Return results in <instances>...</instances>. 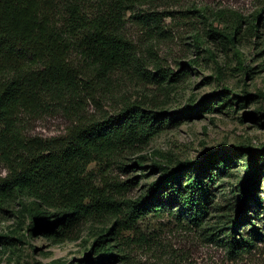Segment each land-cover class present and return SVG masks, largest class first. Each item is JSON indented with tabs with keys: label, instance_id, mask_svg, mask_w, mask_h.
Instances as JSON below:
<instances>
[{
	"label": "rangeland",
	"instance_id": "374dc122",
	"mask_svg": "<svg viewBox=\"0 0 264 264\" xmlns=\"http://www.w3.org/2000/svg\"><path fill=\"white\" fill-rule=\"evenodd\" d=\"M85 1L89 10L97 8L96 0ZM262 8L264 0L138 5L119 27L129 43L128 63L98 74L84 69L88 61L80 57L83 49L76 48L71 60L84 69L77 87L48 94L43 107L21 116L20 130L26 138L49 139L66 135L78 122L102 121L127 108L163 113L164 125L122 160L128 165L137 162L138 169L123 173L115 164L108 169L96 163L87 166L85 183L117 201L135 200L182 164L210 158L222 168L224 154L233 153L232 164L216 178L220 220L207 219L199 228L172 209L161 217L148 216L138 222L135 237L131 231L120 233V258L109 264H264V244L248 254L230 256L217 232L243 204L241 189L250 157L256 160L257 194L263 203L254 217L264 224V12L256 15ZM153 12L170 14L163 15L153 30L137 22L135 14ZM206 100L210 101L201 114L180 116L185 109L202 110ZM6 172L0 163V177ZM127 181V191L111 184ZM30 201L14 199L0 206V264H107L98 262L103 253L98 240L111 225L109 216L85 218L60 235L48 234L26 212ZM246 205L253 210V202Z\"/></svg>",
	"mask_w": 264,
	"mask_h": 264
},
{
	"label": "trees",
	"instance_id": "16d2710c",
	"mask_svg": "<svg viewBox=\"0 0 264 264\" xmlns=\"http://www.w3.org/2000/svg\"><path fill=\"white\" fill-rule=\"evenodd\" d=\"M159 1L177 4L180 0H96L95 10H89L85 0H0V163L7 170L0 177V206L14 199L20 203L31 199L26 212L43 231L55 235L82 219L109 216L111 225L98 240L99 249H103L98 262L107 264L120 258V233L131 231L135 237L138 222L148 216L161 217L172 209L199 228L210 218L220 220L215 206L216 178L232 164L233 153L224 154L222 168L210 158L182 164L135 200L117 201L85 183L82 176L87 166L96 163L108 169L115 164L123 173L138 169L137 162L128 165L122 160L164 125L163 113L127 108L102 121L78 122L66 135L49 139L26 138L20 119L43 107L48 94L75 89L84 69L102 74L128 63L129 43L119 34L122 20L134 7ZM262 12L264 8L256 15ZM169 14L135 15L138 23L153 30L162 16ZM259 20L257 16V23ZM76 48L83 49L80 57L88 61L84 69H77L71 60ZM209 101L201 105L202 110L185 109L180 116L201 114ZM256 166L255 158L250 157L239 213L224 219L217 231L230 256L248 254L264 244V224L254 217L263 208L257 194ZM111 184L121 191L129 189V181ZM246 201L254 203L252 211ZM242 226H247V231H240Z\"/></svg>",
	"mask_w": 264,
	"mask_h": 264
}]
</instances>
